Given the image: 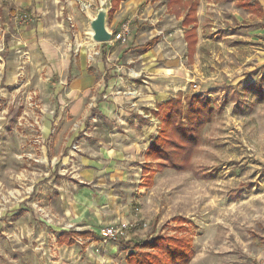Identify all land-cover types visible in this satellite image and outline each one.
Listing matches in <instances>:
<instances>
[{
    "label": "rangeland",
    "instance_id": "rangeland-1",
    "mask_svg": "<svg viewBox=\"0 0 264 264\" xmlns=\"http://www.w3.org/2000/svg\"><path fill=\"white\" fill-rule=\"evenodd\" d=\"M4 1L10 5L4 7ZM80 1L83 6L78 5L76 15L84 21L88 8ZM149 1L138 5L116 33L129 25L131 37L137 30L146 32L144 40L159 36L160 55L155 61L159 74L150 81L175 95L194 93L196 87L203 92L210 82L228 80L239 84L244 110L236 113L230 102L223 115L204 128L200 151L190 167L159 171L152 188H140L149 172H143V156L137 154L138 163L127 168L119 181L106 176L90 182V187L71 185L63 188L64 199L57 192L62 180L58 177L53 183L57 188L46 184L45 190L32 191L36 173L45 168L40 170L33 154L22 157V146L30 145L33 133L27 131L32 129L30 123L20 124L21 117L32 103L44 112L52 110L54 101L45 81L51 74L40 40L52 44V20L65 19L67 47L77 50L94 42L86 22L76 29L79 37L73 38L67 20L76 12L68 5L72 0H0V211L5 196L25 198L19 213L0 218V264H126L132 241L176 234L180 226L195 239L191 264H252L254 254L263 248L264 98L253 86L264 70L247 74L264 64V18L248 14L235 21L231 16L235 7L227 6L230 1L217 0L218 13L214 16L206 8L202 16L200 47L191 60L178 30L180 21L166 12L165 0H152L150 5ZM11 9L16 13L13 17ZM94 44L90 63L100 57L101 44ZM108 44L125 48L120 42ZM81 118L70 119L71 126ZM23 172L29 177L22 182ZM202 172L210 178L202 177ZM64 181L71 183L68 175ZM81 190L90 193L83 204L74 199ZM74 205L80 218L67 213ZM86 228L95 230L100 239L87 248L55 246L60 231ZM107 229L116 236L105 241L102 234Z\"/></svg>",
    "mask_w": 264,
    "mask_h": 264
},
{
    "label": "crops",
    "instance_id": "crops-1",
    "mask_svg": "<svg viewBox=\"0 0 264 264\" xmlns=\"http://www.w3.org/2000/svg\"><path fill=\"white\" fill-rule=\"evenodd\" d=\"M83 1L86 2L84 3L86 6H89L84 12V21L78 18L79 14L76 9L78 5L83 6L82 2L79 0L78 4L76 0H72L68 3L70 9L76 11L75 15L72 13L67 17L73 38L79 37L80 32L77 33L76 29L80 28L81 23L86 22L90 32V23L96 18L98 11L106 7L105 5L108 9V29L112 33L116 32L121 23L136 11V7L144 0H108L104 6L100 0ZM229 1L228 3L231 5L227 6L235 7L231 14L235 21H240L239 18L248 14L256 16L258 19L259 17L260 19L264 18V0ZM151 3L152 0L149 1V5ZM165 4L166 12H169L172 19L180 21L181 28L178 30L182 33L186 45L187 58L194 60L200 47L202 16H205L206 8L214 16L218 13L217 0H165ZM190 4H198L196 12L198 21L196 27L197 43L194 48H190L186 39L193 26L184 27L183 25V21L190 10ZM9 5L10 2H3L4 7ZM210 13L207 14L209 19ZM15 14L11 9L10 15L13 17ZM144 36H146V32L137 30L132 37H129L126 45L123 44L125 48L122 49L115 48L111 44H101L99 60L94 59L95 63H90L89 54L95 50V44L83 45L81 46L82 50L81 48L72 50L71 46L67 47L65 41L67 39L65 19L52 20V44L43 39L40 40L39 44L47 62L45 66L48 67L51 74L45 81H48L53 94L52 110L45 108L46 110L43 112L36 103H32L29 106L30 111L23 113L20 123L23 126L30 123L29 126L32 129L27 126L25 128L33 133L30 145L22 146V157L28 156V153L33 154V161L40 164V170L45 168V171L36 173L37 184H34L32 191L38 189L39 193L40 188L45 190L46 184L57 188V185H53V183L58 177L62 180L57 192L64 199L66 194L63 192V188L71 185L90 187V182L96 179L104 180L106 176L108 179L119 181L120 177L127 172V168L138 163L137 154L143 156V167L146 163L151 162L147 159L146 152L151 139L158 134L161 124L156 115L158 107L171 98L179 95L185 97L190 93L185 94L183 91H179L177 94L171 95L169 92H164L160 85L150 81L159 74L155 62L160 55V51L156 47L159 36L154 35L148 40H144ZM140 40L142 42L138 44ZM62 41L64 45H62ZM149 44L152 46L147 48ZM262 69L264 70V64H261L259 68H254L247 75ZM263 78L264 73L260 76L261 80ZM232 83L228 80L221 83L210 82L207 84V90L203 92L195 90L194 93H201L211 98L212 102L219 104L226 95L231 97L234 90L239 89V84ZM95 88L96 94H92ZM224 88H229V91L225 92ZM262 90L264 92V89ZM89 97L90 101L88 102ZM241 98L243 101L245 97L242 95ZM227 107L224 108L223 113ZM77 118H81V120L71 126L69 120ZM29 159L27 158V161ZM206 174L209 177H205L204 172H202V177L210 178L207 172ZM67 175L70 177L71 183L66 184L64 177ZM28 177L26 172L20 174L22 182ZM142 179L144 181L143 177ZM77 193L79 194L74 196V199L81 204L90 197V193L85 190ZM5 197L3 200L4 208H2L4 210L3 212L0 211V218L5 217L10 212H12L11 214L19 213L18 211L23 208L25 202L24 197ZM67 200L71 201V196H67ZM76 211V205L67 209V213L71 215L72 219L80 218ZM64 214L66 215L65 212ZM80 215H83L82 210ZM72 231L89 232L93 236L88 239L77 237L74 245L61 244L60 237ZM95 239H100V236L93 229L86 228L80 231L65 229L57 234L55 246L61 249L72 248L81 244L83 248H87ZM140 241H132V249ZM262 247L251 259L252 264L264 263V243ZM194 259L195 255L189 264Z\"/></svg>",
    "mask_w": 264,
    "mask_h": 264
},
{
    "label": "trees",
    "instance_id": "trees-1",
    "mask_svg": "<svg viewBox=\"0 0 264 264\" xmlns=\"http://www.w3.org/2000/svg\"><path fill=\"white\" fill-rule=\"evenodd\" d=\"M181 1V0H179ZM197 7L198 4H190L188 15L183 21L184 27L193 26L186 39L190 48L197 43ZM115 8V7H114ZM116 32H113L115 34ZM106 45V44H103ZM152 44L147 45L150 48ZM263 81L254 84V92L264 97ZM229 91V88H224ZM239 89H235L232 96L226 95L220 103L212 102V99L201 93H192L183 97L179 95L171 98L158 107L156 113L161 124L158 134L151 139L146 152L150 163L143 167L147 174L143 187L151 188L154 185L155 176L164 169L185 171L190 167L192 159L200 151L203 142V130L213 123L215 118L223 114V110L234 103V111L240 112L244 102ZM156 166L160 170L155 169ZM155 167V168H154ZM205 177H209L204 172ZM93 234L69 232L60 237L61 244L74 245L77 237L88 239ZM194 237L187 235L183 226L179 227L176 234L156 235L146 240L137 242L126 259L127 264H189L194 258Z\"/></svg>",
    "mask_w": 264,
    "mask_h": 264
},
{
    "label": "water",
    "instance_id": "water-1",
    "mask_svg": "<svg viewBox=\"0 0 264 264\" xmlns=\"http://www.w3.org/2000/svg\"><path fill=\"white\" fill-rule=\"evenodd\" d=\"M108 10L103 7L98 11L96 18L90 23L92 40L96 44H108L112 42L113 33L107 25Z\"/></svg>",
    "mask_w": 264,
    "mask_h": 264
},
{
    "label": "built area",
    "instance_id": "built-area-1",
    "mask_svg": "<svg viewBox=\"0 0 264 264\" xmlns=\"http://www.w3.org/2000/svg\"><path fill=\"white\" fill-rule=\"evenodd\" d=\"M102 5H105V2L104 3L102 2ZM88 7L86 6V8H88ZM130 35H131L130 26L124 25L119 32L113 34V39H112L111 43L120 42L122 44H126L129 40ZM195 89L198 90L199 87H196ZM102 235H103L102 238L106 241L107 239L115 237L116 232H114L112 229H107V230H104ZM261 264H264V263H261Z\"/></svg>",
    "mask_w": 264,
    "mask_h": 264
},
{
    "label": "bare ground",
    "instance_id": "bare-ground-1",
    "mask_svg": "<svg viewBox=\"0 0 264 264\" xmlns=\"http://www.w3.org/2000/svg\"><path fill=\"white\" fill-rule=\"evenodd\" d=\"M91 30V29H90ZM91 34H92V31H91Z\"/></svg>",
    "mask_w": 264,
    "mask_h": 264
}]
</instances>
